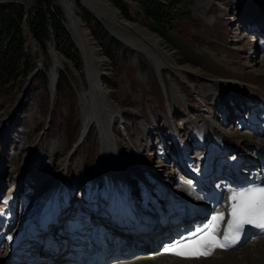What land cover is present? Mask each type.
Returning a JSON list of instances; mask_svg holds the SVG:
<instances>
[{
	"label": "rangeland",
	"instance_id": "obj_1",
	"mask_svg": "<svg viewBox=\"0 0 264 264\" xmlns=\"http://www.w3.org/2000/svg\"><path fill=\"white\" fill-rule=\"evenodd\" d=\"M106 1L119 21L131 28L134 37H141L157 48L167 59L166 65L159 67L148 55L123 42L106 19L83 0H52L51 6L40 4L39 0H0V60L3 55L8 58L16 55L15 73L0 76L1 202L8 195L9 178L13 176L10 186L16 182L14 175L18 169L26 170L28 186L30 175H34L33 191L35 186L41 188L38 195L35 191V197L48 196L53 189L57 196L58 186L47 191L43 183L47 177L51 181L53 175L57 179L56 173L62 171L69 158L71 163L66 168L76 181L84 178L82 173L86 169L89 179L100 156L104 170L107 146L115 149V164L127 166L128 160L132 163L130 150L135 146L141 153L147 152L141 158L151 159L154 168L161 165L156 158V151L162 150L160 136L170 151L172 122L185 136L187 133L196 136L205 130L202 100L219 116L235 105L233 99L254 98L256 94L259 101L264 100V50L261 48L264 43L248 37V29L239 31L242 23L252 20L257 25L261 21L262 17L258 18L264 16V0L169 3L170 14L157 23L146 19L134 0H121L127 15L112 0ZM72 4L75 5L74 19L70 17ZM39 11L48 20L45 50L34 36ZM70 18L85 32L95 52L100 87L118 109V116L114 117L116 108L108 104L103 113L113 115L111 125L102 121L100 126L96 116H92V109L99 106L96 101L100 94L90 89L82 48ZM111 41L118 44L111 53L118 57L115 62L105 50ZM61 73L70 87L64 94L57 90ZM82 91L89 94L90 104L82 102ZM121 112L124 118L119 116ZM236 127L231 135L240 139L243 148L251 134L245 135L246 131ZM257 129L264 136V126ZM259 141L264 146V139L254 140L253 144ZM154 143L157 149L151 152ZM3 164L8 169L2 168ZM15 167L16 171L12 170ZM127 168L122 166L126 172ZM79 174L81 178L76 177ZM57 198L52 197L48 204L57 202ZM73 199L77 200L69 196L67 202L75 204ZM252 249L247 248L240 254Z\"/></svg>",
	"mask_w": 264,
	"mask_h": 264
},
{
	"label": "bare ground",
	"instance_id": "obj_2",
	"mask_svg": "<svg viewBox=\"0 0 264 264\" xmlns=\"http://www.w3.org/2000/svg\"><path fill=\"white\" fill-rule=\"evenodd\" d=\"M87 6L89 5L90 8L95 11L98 16H101L106 19V21L110 24V27L113 29V31L116 33V35L127 45L133 47L134 49L141 51L148 55L154 62L157 63L159 67H162L166 65L167 59L164 58L163 55H161L157 48H155L154 45H152L150 42H147L145 39H142L141 37H134L133 33L131 31V28L124 22L119 21L118 16L112 9V7L107 3L106 0H83ZM70 17L74 19V9L75 5L72 4L70 7ZM70 18V19H71ZM71 19V21H72ZM73 30L75 32L76 38L78 39L80 46L82 48L84 61H85V69L87 72V79L88 83L90 85V89L92 92L94 90L96 93H99L100 96L97 98L96 105H99L95 109L93 108L92 116H96V121L100 126H102V121L107 122L109 125L113 122L112 119L113 115L109 113L110 115L106 116L103 114L108 107V104L116 108L115 104L113 105L108 99L106 98L105 93L103 92L102 88L100 87V80L99 75L97 74V66H96V58H95V52L91 48V46L88 43V40L86 38L85 32L80 29L75 23H71ZM175 70H177L175 68ZM99 80V81H98ZM89 94L86 91H82L81 93V99L83 103L90 104V98H88ZM262 103H264L263 99H260ZM118 109H115L114 117L118 116ZM99 116V117H97ZM97 124V125H98ZM113 126V125H112ZM100 129V128H99ZM112 129V128H111ZM88 131V129H87ZM86 131V135H87ZM112 133V131H111ZM113 135V134H112ZM103 137V133L100 132V137ZM111 136V135H110ZM101 139V138H100ZM249 139V138H248ZM83 140V139H82ZM247 141V139H245ZM256 148H260L257 150V153H263L264 152V146L259 142H256L253 144ZM240 146V145H239ZM102 149V146H101ZM105 153L107 155L106 163L104 164V173L109 174L106 176L107 180L109 181L111 179V176H121L126 178V170L122 169V166L115 164L116 160V154L115 149L112 146L105 147ZM101 155V152H100ZM141 157L142 154H141ZM100 162H101V156H100ZM102 164V163H101ZM103 167V166H102ZM127 184V183H126ZM122 186V183H121ZM37 190V195L41 192L40 185L35 186ZM58 188L55 189L57 194L60 192L57 191ZM191 190V189H190ZM111 192H113V189H110ZM195 191H191L190 193H194ZM54 189L50 191L48 196H46L43 200L48 204L52 197H55V199L58 197V195H54ZM58 199V198H57ZM53 202V201H51ZM56 202V201H54ZM70 202V201H68ZM4 205L7 204V201H2ZM72 203V202H70ZM74 205V204H72ZM70 209L69 211H71ZM253 247L252 250L245 251L243 254L237 253V254H225L224 257L216 258L214 260H208V261H202L201 264H264V240L258 242L256 245L250 246ZM1 248V247H0ZM154 250V247L152 251ZM149 252V251H148ZM242 252V251H241ZM0 253L5 255L4 252L1 251ZM4 257V256H3ZM39 264V263H38ZM41 264V263H40ZM138 264H155L154 262H150L149 260H143L141 262H138ZM169 264H180L174 261H169ZM185 264H190L185 263Z\"/></svg>",
	"mask_w": 264,
	"mask_h": 264
},
{
	"label": "trees",
	"instance_id": "obj_3",
	"mask_svg": "<svg viewBox=\"0 0 264 264\" xmlns=\"http://www.w3.org/2000/svg\"><path fill=\"white\" fill-rule=\"evenodd\" d=\"M117 7H119L126 15L128 14L123 1L121 0H112ZM139 3L142 8L143 15L146 19H151L155 23L161 22L163 19L168 17L170 14L167 11V6L169 3H180L185 2V0H134ZM40 4H44L45 6H51L52 0H39ZM38 23L37 27L34 29V36L40 42L41 47L45 50L46 49V42H45V35L47 34V26L48 20L46 15L39 11L38 13ZM55 28L58 29L57 25ZM11 29V28H9ZM109 43V44H108ZM107 46L105 47L106 52L109 54L108 56L114 58V62L117 61V56L111 54L116 50L118 44L114 41L108 42ZM120 54V53H119ZM117 53V55H119ZM21 56V55H20ZM16 70V55L8 56L3 55V59L0 60V76L1 78L11 76L12 73H15ZM61 79L59 80L57 90L60 94H64L65 92H69V81L66 80L64 75L60 74ZM47 83V81H45Z\"/></svg>",
	"mask_w": 264,
	"mask_h": 264
},
{
	"label": "snow or ice",
	"instance_id": "obj_4",
	"mask_svg": "<svg viewBox=\"0 0 264 264\" xmlns=\"http://www.w3.org/2000/svg\"><path fill=\"white\" fill-rule=\"evenodd\" d=\"M237 197H233V200ZM240 199L245 202V219L242 222L253 223L251 216L253 214L259 215L261 221H264V185H259L253 187L251 190H244ZM235 211L233 215H235ZM258 226L264 227V222L260 223ZM239 227V225H238ZM198 239V237H197ZM179 247V245H177Z\"/></svg>",
	"mask_w": 264,
	"mask_h": 264
}]
</instances>
